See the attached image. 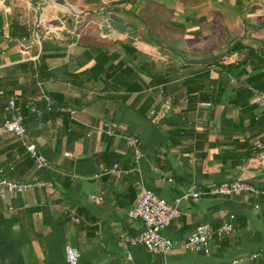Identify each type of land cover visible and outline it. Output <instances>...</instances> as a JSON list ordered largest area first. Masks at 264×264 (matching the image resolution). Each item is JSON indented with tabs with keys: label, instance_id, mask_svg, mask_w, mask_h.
<instances>
[{
	"label": "crops",
	"instance_id": "obj_1",
	"mask_svg": "<svg viewBox=\"0 0 264 264\" xmlns=\"http://www.w3.org/2000/svg\"><path fill=\"white\" fill-rule=\"evenodd\" d=\"M4 1L0 87L31 86L43 45V56H54L44 58L24 139L51 169L37 170L24 153L6 169L21 142L11 135H0V167L11 180L42 179L54 188L0 199V264H66L67 246L79 251V264H264V199L249 195L183 200L165 232L175 243L167 256L120 238L143 229L129 218L142 188L169 203L226 181L264 189V162L253 151L255 141L264 146V110L255 104L264 89V2L171 0L160 42L131 14L150 0L115 7L123 0H67L84 17L53 3L37 10L29 0ZM106 13L127 30H114ZM15 18L30 29L25 44L8 37ZM43 93L64 116L43 118ZM210 94L214 100H203ZM105 122L141 142L144 158L130 177L103 173L132 160L123 141L95 130ZM231 217L234 232L211 254L183 248L197 226L216 231Z\"/></svg>",
	"mask_w": 264,
	"mask_h": 264
},
{
	"label": "built area",
	"instance_id": "obj_2",
	"mask_svg": "<svg viewBox=\"0 0 264 264\" xmlns=\"http://www.w3.org/2000/svg\"><path fill=\"white\" fill-rule=\"evenodd\" d=\"M9 9H6L8 12ZM26 38L21 39V43L26 42ZM23 54L30 57V47L24 46ZM42 86V84H40ZM45 101L49 102L47 96ZM18 97H12L4 109L2 115V123L0 125V135H11L21 141L26 149L27 154L33 160V164L37 170H49L51 165L37 152L35 145H30L24 142L27 135L25 128L26 116L23 115L21 108L18 106ZM255 104L259 109L264 110V89L259 91L255 96ZM51 102L48 103V107ZM202 106L209 107V103H203ZM62 109H60L61 111ZM33 112L41 115V111L34 110ZM99 133L109 138H115L123 141L127 148L131 151L132 165L123 169L119 165L103 171L105 174H113L117 177L132 175L144 158L142 145L137 137L125 134L118 130L111 123H103L95 129ZM253 151L255 158L264 162V146L261 141L253 143ZM11 157L13 161L8 163L7 168L14 170V163L20 160V155L13 151ZM66 157H70L67 153ZM6 169L0 167V199L8 200L10 197H16L19 194L30 193L40 189H53L54 185L42 179H34L25 182H18L9 179L6 176ZM239 195H249L256 198L264 199V189H259L246 181L234 180L226 181L222 184L216 185L208 190H198L193 188L191 191L184 193L179 199L173 203H169L158 197L152 191L142 188L136 207L130 211V220H138L143 223L141 233L135 237L128 236L127 233L122 232L120 238L126 245L143 246L149 253L153 255L167 256L170 254L175 243L165 236V232L171 227L173 222L180 217L179 206L183 200H192L197 202L202 197H232ZM94 198V197H91ZM102 201V198H99ZM29 207V205H25ZM255 209L259 205H255ZM12 210V208H9ZM78 222V220H75ZM233 217L223 222L221 227L213 231L209 225H199L194 232L185 240L183 248L190 252L202 253L204 255L211 254L214 249H218L221 241L234 232ZM257 255L253 256L256 258ZM66 264H79L80 253L77 249L67 246L65 248Z\"/></svg>",
	"mask_w": 264,
	"mask_h": 264
},
{
	"label": "trees",
	"instance_id": "obj_3",
	"mask_svg": "<svg viewBox=\"0 0 264 264\" xmlns=\"http://www.w3.org/2000/svg\"><path fill=\"white\" fill-rule=\"evenodd\" d=\"M131 0H123L120 1L117 4H114L112 7L118 6V5H123L126 4L128 2H130ZM29 36H31V32L30 29L27 28V26L21 24V22L19 20H17L16 18L11 20L10 25H9V39H19V38H29ZM43 51H42V56H41V65L40 66H36L33 69V80H32V85L31 86H27V87H18V88H13V90H7L4 88V86H1V90L3 91L1 96H0V117L3 115L4 113V109L7 106L9 100L12 97L17 96L18 97V106L21 108L22 113L24 116L28 115V113L32 110V106L31 103L33 101V99L35 97H37L39 94L37 89H38V82L39 81H43V77H41V75L43 74V70L46 68L45 64H44V58H50L53 57L52 55L50 56H43V53L45 52V47L43 45ZM125 71H129L128 69H126ZM49 76L52 77V75L49 74ZM4 88V89H3ZM18 90V91H17ZM32 91H34V94H32ZM37 92V93H35ZM43 98H42V103H43V118L46 117L45 114L48 115L49 119H56V117L59 116H64L65 113L60 111V107H56L55 105H52L50 107H48V103L49 102H54L52 95L49 94H42ZM34 96V97H33ZM47 96L49 99V102L45 101L44 97ZM214 94H210V95H206L204 97L203 100H214ZM190 101H192V99H189ZM41 115V116H42ZM156 117V116H155ZM14 151H16L18 154H25L27 156L28 161L30 162V164H33V160H31V158L29 157V155L26 152L25 147L23 146V144L21 142H19L18 145L13 146ZM128 151H130L129 148H127ZM21 152V153H20ZM130 155H131V151H130ZM131 159V158H130ZM128 159L127 164H126V168L123 169H127L132 165V160ZM131 163V164H130ZM43 172L46 173V171L43 170ZM132 175H129L128 177H130Z\"/></svg>",
	"mask_w": 264,
	"mask_h": 264
},
{
	"label": "rangeland",
	"instance_id": "obj_4",
	"mask_svg": "<svg viewBox=\"0 0 264 264\" xmlns=\"http://www.w3.org/2000/svg\"><path fill=\"white\" fill-rule=\"evenodd\" d=\"M172 8L173 5L171 0H150L148 6L142 7V9L138 10V12L137 9H133L131 14H136L139 18V21L142 23H148L151 29L150 34L152 38L156 39L157 41L164 42L165 23L171 16ZM128 14L126 15L130 17V14Z\"/></svg>",
	"mask_w": 264,
	"mask_h": 264
},
{
	"label": "water",
	"instance_id": "obj_5",
	"mask_svg": "<svg viewBox=\"0 0 264 264\" xmlns=\"http://www.w3.org/2000/svg\"><path fill=\"white\" fill-rule=\"evenodd\" d=\"M23 0H16V2H22ZM264 2V0H262ZM2 2V0H0V3ZM8 0H5L3 2V5L6 6L7 5ZM49 3H53L57 8L60 9H67L66 11L70 12V13H74L76 15H79L81 17L85 16V13L83 14L82 12H80L79 10H76L75 8H73L67 0H29V4L31 7H33L34 9L39 10L41 5L46 6ZM91 15V14H88ZM105 18L107 20V22L109 23V25L116 31H126L127 30V25L120 19H118L116 16L114 15H109L106 13Z\"/></svg>",
	"mask_w": 264,
	"mask_h": 264
}]
</instances>
